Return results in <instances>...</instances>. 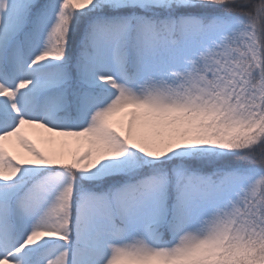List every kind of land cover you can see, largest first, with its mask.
Here are the masks:
<instances>
[{
	"label": "snow or ice",
	"instance_id": "6c2138e0",
	"mask_svg": "<svg viewBox=\"0 0 264 264\" xmlns=\"http://www.w3.org/2000/svg\"><path fill=\"white\" fill-rule=\"evenodd\" d=\"M0 264H264V0H0Z\"/></svg>",
	"mask_w": 264,
	"mask_h": 264
},
{
	"label": "rangeland",
	"instance_id": "374dc122",
	"mask_svg": "<svg viewBox=\"0 0 264 264\" xmlns=\"http://www.w3.org/2000/svg\"><path fill=\"white\" fill-rule=\"evenodd\" d=\"M46 137L47 134H41L39 136H32L31 138L37 143V145L41 148H47V142H46ZM73 147H75V145L73 144Z\"/></svg>",
	"mask_w": 264,
	"mask_h": 264
}]
</instances>
